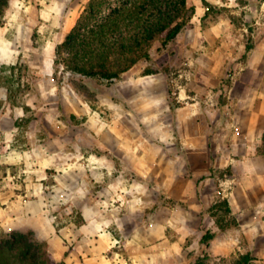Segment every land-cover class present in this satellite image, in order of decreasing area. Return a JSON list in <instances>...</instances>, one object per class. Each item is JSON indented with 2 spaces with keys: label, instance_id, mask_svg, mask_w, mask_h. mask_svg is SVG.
Here are the masks:
<instances>
[{
  "label": "crops",
  "instance_id": "1",
  "mask_svg": "<svg viewBox=\"0 0 264 264\" xmlns=\"http://www.w3.org/2000/svg\"><path fill=\"white\" fill-rule=\"evenodd\" d=\"M204 1L217 0L188 5L197 15ZM254 23L250 34L226 33L228 21L220 34H179L167 62L178 70L134 66L111 83L106 127L50 149L76 189L60 216L53 198L35 210L49 217L58 264H264V22Z\"/></svg>",
  "mask_w": 264,
  "mask_h": 264
},
{
  "label": "rangeland",
  "instance_id": "2",
  "mask_svg": "<svg viewBox=\"0 0 264 264\" xmlns=\"http://www.w3.org/2000/svg\"><path fill=\"white\" fill-rule=\"evenodd\" d=\"M88 1L10 0L0 27V241L13 231H31L53 259L49 217L35 210L53 198L60 216L67 204L61 203H71L76 189L75 184L65 188L59 157L49 151L61 144L76 146L79 135L91 141L93 128L106 127L109 120L112 82L67 69L57 51ZM203 3L197 15L189 6L193 13L180 34H220L222 21L230 22L226 33L250 34L258 26L255 19L264 22V0ZM176 38L160 51V42L154 44L153 60L144 62L148 70H178L167 65ZM69 157L75 160V152Z\"/></svg>",
  "mask_w": 264,
  "mask_h": 264
},
{
  "label": "trees",
  "instance_id": "3",
  "mask_svg": "<svg viewBox=\"0 0 264 264\" xmlns=\"http://www.w3.org/2000/svg\"><path fill=\"white\" fill-rule=\"evenodd\" d=\"M9 3L0 0V27ZM192 13L188 0H89L58 55L76 74L113 82L139 63L152 61L154 44L160 42V51L172 42ZM0 264L58 263L33 232L13 231L0 241Z\"/></svg>",
  "mask_w": 264,
  "mask_h": 264
}]
</instances>
